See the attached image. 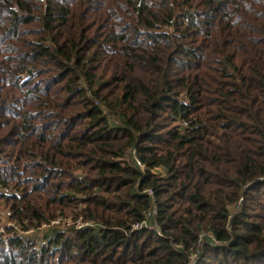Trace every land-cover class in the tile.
Wrapping results in <instances>:
<instances>
[{
  "label": "trees",
  "instance_id": "1",
  "mask_svg": "<svg viewBox=\"0 0 264 264\" xmlns=\"http://www.w3.org/2000/svg\"><path fill=\"white\" fill-rule=\"evenodd\" d=\"M0 264H264V0H0Z\"/></svg>",
  "mask_w": 264,
  "mask_h": 264
},
{
  "label": "built area",
  "instance_id": "2",
  "mask_svg": "<svg viewBox=\"0 0 264 264\" xmlns=\"http://www.w3.org/2000/svg\"><path fill=\"white\" fill-rule=\"evenodd\" d=\"M138 164H139L140 166H142L139 162H138ZM147 193H148L149 195H153V193H152L151 190H148ZM153 213H155V212H153ZM150 216H151V214L148 213V214H147V217H150ZM55 223L57 224L58 222H55ZM55 223H54V224H55ZM144 226H145V225H142V224H141V225H136L135 228H137V229H141V228H143ZM45 227H48V226L45 225V226H43L42 228H45ZM31 232H32V231H30L29 233H31ZM193 258H194V257H193Z\"/></svg>",
  "mask_w": 264,
  "mask_h": 264
},
{
  "label": "rangeland",
  "instance_id": "3",
  "mask_svg": "<svg viewBox=\"0 0 264 264\" xmlns=\"http://www.w3.org/2000/svg\"><path fill=\"white\" fill-rule=\"evenodd\" d=\"M5 216L7 217L6 213H5ZM5 216H4V221H6ZM47 229H48V227H45V228L40 229V230H39V232L41 231L40 236H42V231H46ZM31 233H32V232H31Z\"/></svg>",
  "mask_w": 264,
  "mask_h": 264
}]
</instances>
